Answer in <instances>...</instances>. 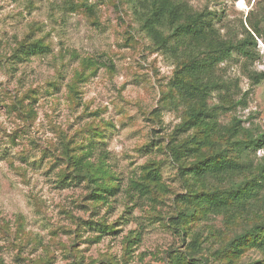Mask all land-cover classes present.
Instances as JSON below:
<instances>
[{
    "label": "rangeland",
    "instance_id": "374dc122",
    "mask_svg": "<svg viewBox=\"0 0 264 264\" xmlns=\"http://www.w3.org/2000/svg\"><path fill=\"white\" fill-rule=\"evenodd\" d=\"M181 1L210 13L229 37L240 38L241 25L264 17V0H243V8L241 0ZM84 2L90 12L69 10L68 0H0V264H166L194 233L211 262L209 253L231 230L250 222L232 225L226 215H209L188 222L186 236L170 223L183 207L176 197L187 193L170 147L192 133L175 132L186 105L163 95L176 57L153 46L127 0ZM26 39L49 51L16 60ZM257 44L254 61L234 53L217 66L228 91H214L208 102L219 107L221 127L236 119L252 135L264 131V81L252 86L248 79L264 71V45ZM90 58L97 63L93 74L86 70ZM83 64L88 77L78 82ZM66 144L70 154L84 153L96 172L107 171L103 179L116 186L113 197L97 202L91 183L72 179ZM263 158V149L244 157L253 167ZM151 162L164 190L149 200L130 184ZM258 259L264 253L250 251L238 263Z\"/></svg>",
    "mask_w": 264,
    "mask_h": 264
},
{
    "label": "trees",
    "instance_id": "16d2710c",
    "mask_svg": "<svg viewBox=\"0 0 264 264\" xmlns=\"http://www.w3.org/2000/svg\"><path fill=\"white\" fill-rule=\"evenodd\" d=\"M127 1L133 5L140 28L153 46L176 57L174 76L163 95L186 105L185 119L175 132H192L186 140L175 142L170 147L171 155L181 166L180 175L187 189V193L176 197V202L183 207L179 208L176 221L171 217L170 223L178 231L180 228L182 236H186L188 222L191 224L209 215H226L234 219L232 225L237 220L250 222L241 231L231 230L224 245L209 253L211 262L202 255V241L198 233H194L185 251L170 254L166 264H237L247 252L264 253V158L255 167L244 159L247 153L256 154L258 150H264V131L252 135L236 119L229 127H221L217 121L219 107L208 104L214 91H228L225 83L216 77L220 63L230 59L234 53L247 62L258 58L257 40L264 45V17L261 23L248 20V28L241 25L240 38H237L222 35L214 26L210 13L195 12L181 0ZM80 2L75 4L68 0L69 5L66 4L71 11L81 8L91 11L84 0ZM48 51L42 41L26 39L19 44L13 58L22 62ZM96 64L91 58L87 59L86 70L90 69V74H93ZM82 67V72L75 73L78 82L88 77L84 73V64ZM248 79L252 86L259 85L264 81V71H253ZM71 151L66 144L65 164L73 173L72 179L91 183L92 198L97 202L104 203L108 197H113L117 189L106 185L103 178H109L107 171L99 169L97 174L84 158V153L76 157L70 154ZM183 161L189 163L185 165ZM142 172L140 180L131 181L130 186L140 196L152 200L155 193L157 195L164 190L158 165L148 163ZM67 174L64 173L63 177L68 178ZM208 179L221 187H209ZM199 183L203 190H197L201 187L196 186ZM246 264H264V259Z\"/></svg>",
    "mask_w": 264,
    "mask_h": 264
},
{
    "label": "snow or ice",
    "instance_id": "6c2138e0",
    "mask_svg": "<svg viewBox=\"0 0 264 264\" xmlns=\"http://www.w3.org/2000/svg\"><path fill=\"white\" fill-rule=\"evenodd\" d=\"M241 8H243L244 7V4H243V0H241V2H240V5H239Z\"/></svg>",
    "mask_w": 264,
    "mask_h": 264
}]
</instances>
